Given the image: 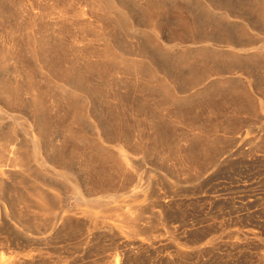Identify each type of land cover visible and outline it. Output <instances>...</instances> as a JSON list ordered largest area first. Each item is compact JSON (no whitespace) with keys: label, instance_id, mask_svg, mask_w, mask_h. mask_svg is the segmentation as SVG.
Returning <instances> with one entry per match:
<instances>
[{"label":"rangeland","instance_id":"1","mask_svg":"<svg viewBox=\"0 0 264 264\" xmlns=\"http://www.w3.org/2000/svg\"><path fill=\"white\" fill-rule=\"evenodd\" d=\"M32 136L69 179L41 171ZM2 146L0 228L15 214L40 229L37 264H108L119 239L157 243L141 264H175L176 246L185 264H258L264 0H0ZM165 198L179 205L166 231ZM135 207L148 234L119 211ZM69 210L101 227L51 231Z\"/></svg>","mask_w":264,"mask_h":264},{"label":"bare ground","instance_id":"2","mask_svg":"<svg viewBox=\"0 0 264 264\" xmlns=\"http://www.w3.org/2000/svg\"><path fill=\"white\" fill-rule=\"evenodd\" d=\"M24 132L27 135H32V127L27 125L24 129ZM16 135V131L9 130L8 132H4L2 135L9 138H13ZM32 158L33 160L40 166L41 171L43 173L49 172L53 174V176L62 179H69V176L65 173L59 172L54 168H50L46 165L45 160L42 158L41 151L42 146L37 141V139L32 136ZM6 155L5 148L2 146L0 148V158ZM10 161V160H9ZM13 161V167H16L17 160ZM18 164L21 168H26V162L24 159L18 160ZM11 174L7 170H3V167H0V193L4 191V178L9 177ZM75 192L79 191V186L74 185L73 187ZM114 199V198H111ZM174 199L165 198L161 204H158V217H159V225L161 228L166 231L171 229V227L167 223V216L172 213L174 210L178 209V204H174ZM99 204V203H97ZM109 205V204H108ZM116 210V209H115ZM123 217H125L127 224L130 226V233L137 234H148L150 231L146 229H140L138 222L140 218L144 216V210L135 207L131 210H121ZM70 214L66 216H62L59 219L55 217L50 223V229L53 232L61 233L64 236H70L75 230L89 232L90 228H100L101 224L98 221V218L91 214L90 212H78L76 210H69ZM0 215V221H1ZM4 223L0 228V264H37L41 261V252L38 246L35 245L33 237H40L42 232L40 229L30 225L20 216L15 214L5 215ZM81 219L84 221H81ZM61 221V223H58ZM96 230V229H95ZM4 233H7L8 236L2 237ZM239 235V234H238ZM240 236V235H239ZM90 234L85 237L86 243H90L93 240L100 241L101 238L97 237L91 241ZM115 239V238H114ZM240 242L232 243V247L236 246H244L249 241H253L254 238H248L246 235L242 234V238H238ZM119 245L114 243V257L108 264H141L136 263L130 259V256H134L135 258L139 257H149V252L157 245L154 240H134V241H126L119 239ZM94 241V242H95ZM176 263L175 264H185L184 254H186L179 246H176ZM174 264V263H167ZM258 264H264V255H261L258 259Z\"/></svg>","mask_w":264,"mask_h":264}]
</instances>
